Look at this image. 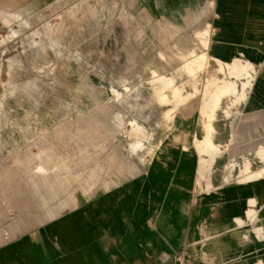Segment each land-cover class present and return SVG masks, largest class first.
<instances>
[{
  "label": "rangeland",
  "instance_id": "obj_1",
  "mask_svg": "<svg viewBox=\"0 0 264 264\" xmlns=\"http://www.w3.org/2000/svg\"><path fill=\"white\" fill-rule=\"evenodd\" d=\"M215 9L216 0H0L2 231L15 204L22 219H44L54 196L140 174L177 115L199 100L211 107ZM176 86L185 100L174 104Z\"/></svg>",
  "mask_w": 264,
  "mask_h": 264
},
{
  "label": "crops",
  "instance_id": "obj_2",
  "mask_svg": "<svg viewBox=\"0 0 264 264\" xmlns=\"http://www.w3.org/2000/svg\"><path fill=\"white\" fill-rule=\"evenodd\" d=\"M212 29L217 106L177 115L121 184L54 196L44 219L15 204L0 264H264V0H216Z\"/></svg>",
  "mask_w": 264,
  "mask_h": 264
},
{
  "label": "bare ground",
  "instance_id": "obj_3",
  "mask_svg": "<svg viewBox=\"0 0 264 264\" xmlns=\"http://www.w3.org/2000/svg\"><path fill=\"white\" fill-rule=\"evenodd\" d=\"M204 56V55H203ZM206 57V56H205ZM201 60H203V59H201ZM196 61V60H195ZM240 64V63H239ZM238 64V65H239ZM205 65V64H204ZM233 66V72H232V74H234L235 76L236 75H238L240 72H243V68H242V66ZM242 65V64H241ZM249 68V67H248ZM221 89H219L220 90V94H222V93H225V92H227V91H231V90H233V89H235V85H234V82L233 83H231V82H229V83H226L225 85H224V87H220ZM170 90H172V93L174 92V95H173V98L175 99V100H173L174 101V104H175V102H176V104L177 103H180V102H182V101H184L185 100V98H183L182 96H181V91L179 90V88H169ZM168 90V89H167ZM159 92V91H158ZM162 92H166V90L165 91H162ZM158 96H159V94H158ZM167 94L165 95V94H161V96H160V102H165V101H169V99H167ZM210 97V96H209ZM219 99H220V96L218 97V96H216V97H213V109L217 106V104H218V102H219ZM173 101H172V103H173ZM171 102V99H170V101H169V103ZM188 102V101H187ZM166 103V102H165ZM168 103V104H169ZM162 104V103H161ZM167 104V103H166ZM183 104V103H182ZM189 105V104H188ZM178 106V105H177ZM212 106V105H211ZM174 107H175V105H174ZM179 107V106H178ZM189 108V107H188ZM174 109V108H173ZM178 109V108H177ZM167 110H169V109H167ZM170 111V110H169ZM174 111V110H173ZM168 111H166V113H167ZM183 113H184V111H183ZM187 113V112H186ZM186 113H184V114H186ZM165 115V114H164ZM167 115V114H166ZM174 115V114H173ZM185 116V115H184ZM210 117V116H209ZM174 118V117H173ZM168 120V119H167ZM213 126V125H212ZM138 131V130H137ZM140 132V131H139ZM210 132V131H209ZM211 132H212V130H211ZM141 133V132H140ZM138 136V135H137ZM139 136H141L142 137V135H139ZM140 139H144L143 137L142 138H140ZM140 142V141H139ZM144 142V141H143ZM141 143V142H140ZM140 143H138L137 145H136V147H139L140 146ZM213 143V142H212ZM142 144V143H141ZM214 150H216V149H214V147L213 146H207V147H205V150H203V152L205 151V153L206 154H211L212 152H214ZM39 169H41V168H39Z\"/></svg>",
  "mask_w": 264,
  "mask_h": 264
}]
</instances>
